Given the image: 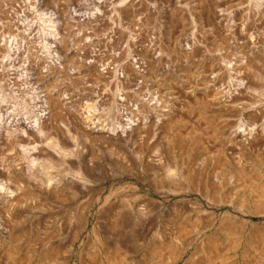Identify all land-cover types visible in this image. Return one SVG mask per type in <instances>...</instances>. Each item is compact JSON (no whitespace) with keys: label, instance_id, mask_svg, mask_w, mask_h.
Here are the masks:
<instances>
[{"label":"rangeland","instance_id":"374dc122","mask_svg":"<svg viewBox=\"0 0 264 264\" xmlns=\"http://www.w3.org/2000/svg\"><path fill=\"white\" fill-rule=\"evenodd\" d=\"M98 1L111 15L91 21ZM100 1L0 0V121L45 128L23 143L43 150L32 170L0 125V264H110L116 251L114 264H263L264 208L245 187L264 184V0H135L121 17L129 0ZM129 64L138 78L122 77ZM217 91L237 102L214 104ZM50 94L66 104L46 107Z\"/></svg>","mask_w":264,"mask_h":264},{"label":"bare ground","instance_id":"6f19581e","mask_svg":"<svg viewBox=\"0 0 264 264\" xmlns=\"http://www.w3.org/2000/svg\"><path fill=\"white\" fill-rule=\"evenodd\" d=\"M102 1V0H101ZM100 1V2H101ZM109 1V0H108ZM125 1V0H124ZM111 2V1H110ZM120 2V1H119ZM122 3H123V1H121ZM98 3H99V1H98ZM135 0H129L128 2H126V3H124L123 5H121V6H119V7H116L114 10H113V14H116V15H119L120 17L121 16H125V15H127L128 13H127V10H128V7L129 8H131V7H135ZM110 4V3H109ZM121 4V3H120ZM113 5V4H112ZM106 6V4L104 5V4H101V3H99L98 5H97V11L98 12H94L92 15H89L88 16V18H89V20H98V19H105L106 17H108L109 16V14L111 15V13H109V10L105 7ZM116 6V5H115ZM130 10V9H129ZM111 12V11H110ZM112 14V15H113ZM119 17V18H120ZM215 17V16H214ZM216 19V18H215ZM217 20V19H216ZM210 22V21H209ZM213 28V27H212ZM216 29V28H215ZM56 40V39H55ZM191 46V45H190ZM63 48V47H62ZM148 49V48H147ZM153 49V48H152ZM186 50H185V53H187V55L188 56H190L192 53H190V51H192L193 52V48H185ZM181 50H182V46H181ZM148 52V51H147ZM176 53V52H175ZM12 55V50L10 51V50H7V56H8V58L5 60V63L3 64V67H5V66H7L8 65V63L9 64H12V63H14L15 61L12 59L11 60V58H10V56ZM181 57V56H180ZM89 61V60H88ZM59 62V61H58ZM160 62V61H159ZM136 63V62H135ZM37 63H35V65H36ZM247 64V63H246ZM250 64V63H249ZM221 65V64H220ZM38 66H40V63H38ZM49 68H51L50 70V75L51 76H54V75H56L57 74V71H56V65H52L51 67H49ZM87 68L89 69V70H91V71H93L94 73H96L99 77H101L103 80H105L104 78H110L114 73L112 72V70H109V69H107V68H101V66L100 65H97L95 62H92V63H88L87 64ZM230 68H231V66H230ZM219 69H221V68H219ZM58 70V69H57ZM125 70H126V72L129 74V75H133L134 77H136V78H138L139 76H140V70L138 69V68H134V64H129L128 66H126V69H124L123 71H122V74H123V76L122 77H128L129 75L128 74H126L125 73ZM224 73H226V75H229L230 76V71H229V73L226 71V69H225V72ZM60 75V74H59ZM116 75V74H115ZM57 76V75H56ZM228 76V77H229ZM98 77V78H99ZM119 77V76H118ZM129 77H131V76H129ZM133 78V77H132ZM125 80H126V78H125ZM124 80V81H125ZM137 80H139V79H137ZM127 83V82H126ZM125 83V84H126ZM120 84V83H119ZM130 84H131V82H130ZM240 85V84H239ZM122 86V85H121ZM127 86H128V84H127ZM241 86V85H240ZM119 87V86H118ZM243 87H244V84H243ZM245 88V87H244ZM119 89V88H118ZM117 89V90H118ZM125 90V89H124ZM121 91H123V90H121ZM120 91V92H121ZM58 95V94H57ZM120 95V94H119ZM61 97V96H60ZM122 97V96H121ZM120 97V98H121ZM236 95H232V94H230L229 96H227V97H223L222 96V94H221V92L219 93L218 91L217 92H215L214 93V95H213V97H212V101L214 102V104H221V103H228L229 105H234L236 102H237V99H236ZM145 98V97H144ZM64 99V98H63ZM119 99V98H118ZM117 99H115V101H116ZM44 101H45V106L46 107H49V106H51V105H55V104H62V103H65L66 104V102H65V100H60V99H58V97H55V96H53V95H47V96H45V99H44ZM123 100H122V98L120 99V101H119V104H120V102H121V105L123 104L124 105V103L122 102ZM125 101V100H124ZM113 103H114V99H113ZM152 103V102H151ZM117 104H118V101L116 102V105H115V107L117 108ZM118 104V105H119ZM126 105V104H125ZM138 105V104H137ZM149 105V104H148ZM223 105V104H222ZM237 106V105H236ZM67 107V106H66ZM113 107H114V105H113ZM119 107V106H118ZM126 107V106H125ZM153 107V106H152ZM228 107V106H227ZM235 107V106H234ZM123 108V107H122ZM122 108H121V110H122ZM231 108V107H230ZM233 108V107H232ZM118 109V108H117ZM116 109V110H117ZM115 110V109H114ZM131 110V109H130ZM137 110V109H136ZM139 110V109H138ZM145 110V109H144ZM110 111V110H109ZM125 111V110H124ZM44 112H45V110H44ZM79 112H80V110H79ZM120 112V111H119ZM118 112V113H119ZM155 112V111H154ZM46 113H47V111H46ZM123 113V112H122ZM43 114V113H42ZM51 114V113H50ZM131 114H132V112H131ZM164 114V113H163ZM56 115V114H55ZM80 115V114H79ZM118 115V114H117ZM116 115V116H117ZM158 115H159V113H158ZM133 116H134V114H133ZM78 117H80V116H78ZM164 120L166 121V125H167V127L168 128H170L171 130H172V128L175 126V122H173V120H174V118L172 119L168 114H164ZM118 118V117H117ZM135 118V117H134ZM160 118V117H159ZM79 119V118H78ZM133 119V118H132ZM48 120V119H47ZM57 120V122H59L58 121V118L56 119ZM55 120V121H56ZM70 120V119H69ZM80 120V119H79ZM159 120V119H158ZM48 121H50V120H48ZM65 121H67V120H65ZM130 120H128V122H129ZM133 121H134V119H133ZM157 121V120H156ZM76 122V121H75ZM81 127H84V125L86 126V122H85V119L83 118V117H81ZM127 122V123H128ZM135 122H137L136 120H135ZM158 122V121H157ZM20 123H23L24 125H27V124H29V123H27V120L26 119H24V121H22V120H20L19 118H15L13 115H9L6 119H3V120H1L0 121V125L2 126V127H4L5 128V134H7V136H6V139H7V141L9 142V144L11 145V146H15V147H19L21 150H20V152L21 153H19L20 154V156L22 155L23 157H24V160L26 159V160H28V162L27 163H29V165L32 167V170H34L33 168L34 167H36V165H37V162H38V160H37V157L38 156H36V158L35 157H33V156H35L36 154L35 153H41L43 150L42 149H39L40 147H37V149H34V148H28V146L26 145H24L23 143H24V141H26V137H27V135H28V133H29V129L30 128H33V130L36 132H38V133H44V130H45V128H44V126H43V124L41 123V122H39V121H37V122H35V125H33V126H30V127H26L25 126V128L24 129H21V128H17V125H19ZM63 123H65V122H63ZM118 122H116L115 124H117ZM121 123V122H120ZM131 123V122H130ZM160 123V122H159ZM124 124H125V122H124ZM135 124V123H134ZM144 124V123H143ZM164 124V123H163ZM69 125V124H68ZM68 125H66L65 124V126H68ZM75 125V124H74ZM79 125V124H78ZM131 125H133V124H131ZM139 125V124H138ZM146 125V124H145ZM126 126V125H125ZM176 126H178V124H176ZM96 127V126H95ZM104 127V126H103ZM75 128H77V127H75ZM74 128V129H75ZM86 128V127H85ZM114 128V127H113ZM131 128V126L129 125V129ZM53 129V128H52ZM102 129V128H101ZM128 129V130H129ZM103 130V129H102ZM131 130V129H130ZM133 130V129H132ZM140 130V129H139ZM262 130L264 131V125H263V127H262ZM79 131V130H78ZM100 131V130H99ZM72 132V131H71ZM86 132V131H85ZM91 132L92 133H94V134H96V133H98V132H96L95 130H94V128L91 130ZM91 132H89V133H91ZM96 132V133H95ZM104 132V131H103ZM108 132V131H107ZM119 132H124V130L122 129V126L121 125H119V126H117L116 128H115V130H114V134L117 136V134L119 133ZM134 132V131H133ZM69 133V132H68ZM101 133V132H100ZM111 133V132H110ZM127 133V132H126ZM123 134V133H122ZM125 134V133H124ZM39 135V134H38ZM41 135V134H40ZM93 135V134H92ZM91 134H88L87 136L88 137H90V136H92ZM98 135V134H97ZM104 135V134H103ZM114 135V136H115ZM115 136V137H116ZM128 136V135H127ZM86 137V136H85ZM101 137V136H100ZM104 137V136H103ZM105 137H106V135H105ZM110 137H111V135H110ZM123 137V136H122ZM181 137V136H180ZM99 138V137H98ZM93 139V138H92ZM97 139V138H96ZM104 139V138H103ZM114 139V138H113ZM202 139V138H201ZM196 140H198L197 138H196ZM122 141V140H121ZM118 142V141H117ZM170 142V141H169ZM193 142V141H192ZM27 143V142H26ZM119 143V142H118ZM198 143V142H197ZM28 144V143H27ZM111 144V143H110ZM55 145V144H54ZM112 145V144H111ZM57 146V145H56ZM194 146V145H193ZM174 147V146H173ZM16 148V149H17ZM19 148H18V150H19ZM62 148V147H61ZM194 148V147H193ZM12 149V148H11ZM157 149V148H156ZM199 149V148H198ZM14 150H15V148H14ZM64 151V150H63ZM189 151V150H188ZM196 151V150H195ZM194 151V152H195ZM58 152V151H57ZM17 154V153H16ZM233 155V154H232ZM18 157H19V155H17ZM21 156V157H22ZM40 156V155H39ZM42 156V155H41ZM171 156V155H170ZM206 156V155H205ZM227 156V155H226ZM231 156V155H230ZM144 157V156H143ZM192 157V156H191ZM202 157L204 158V155H202ZM172 158V157H171ZM200 158H201V156H200ZM228 158V157H227ZM193 159V158H192ZM224 159V158H223ZM84 160H85V158H84ZM87 160V159H86ZM197 160H199V159H197ZM230 160V159H229ZM197 162V161H196ZM198 163V162H197ZM78 164H80V163H78ZM199 164V163H198ZM220 164V163H219ZM225 164V163H224ZM200 165H201V163H200ZM69 167V166H68ZM30 168V167H29ZM78 168V167H77ZM200 168V167H199ZM80 169V168H79ZM82 169V168H81ZM148 169V168H147ZM233 170H234V167L232 168ZM239 169H241V168H239ZM86 170V169H85ZM194 170V169H193ZM236 170H237V168H236ZM31 171V170H30ZM79 171V170H78ZM232 171V170H231ZM231 171H229V172H231ZM238 171V170H237ZM77 172V171H76ZM75 172V173H76ZM195 172V171H194ZM242 172H243V170H242ZM240 173V174H238L239 175V177H243L242 175H244V174H246V173ZM264 172V171H263ZM235 173V172H234ZM30 174V173H29ZM34 174H35V172H34ZM72 174V173H71ZM195 174V173H194ZM203 174V173H202ZM232 174V173H231ZM249 173H247V175H248ZM264 174V173H263ZM39 175V174H38ZM75 175V174H74ZM183 175V174H182ZM204 175V174H203ZM229 175V174H228ZM227 175V176H228ZM32 176V175H31ZM37 176V175H36ZM35 176V177H36ZM82 176V173L79 171V173L77 172V175H76V177H78L79 179H80V177ZM187 176V175H186ZM201 176V175H200ZM230 177H231V175H230ZM237 177V176H236ZM246 177V176H245ZM245 177H243L245 180L247 179V178H245ZM190 178V177H189ZM228 178V177H227ZM41 179V178H40ZM207 179V178H206ZM39 180V179H38ZM67 180V179H66ZM75 180V179H74ZM80 180H83V179H80ZM242 180V179H241ZM249 180H252V179H248V181ZM43 180H41V182H42ZM49 181V180H48ZM51 181V180H50ZM54 181V180H53ZM236 181V180H235ZM240 181V180H239ZM247 181V180H246ZM254 181V180H253ZM257 181V180H256ZM22 182V181H21ZM56 182V181H55ZM76 182V181H75ZM84 182H85V180H84ZM258 182V181H257ZM44 183V182H43ZM62 183V182H61ZM78 183V182H77ZM82 183V182H81ZM244 183V182H243ZM46 184V183H45ZM83 184V183H82ZM245 184V183H244ZM50 185H51V183H50ZM50 185H48L49 187H50ZM240 185V184H239ZM247 185V184H246ZM66 186V185H65ZM64 186V187H65ZM238 186V185H237ZM42 187V186H41ZM53 187H54V185H53ZM64 187H63V189H64ZM219 187H220V185H219ZM242 187V186H241ZM56 188V187H55ZM236 188V187H235ZM245 188H247V190L250 192V197H252L255 201H256V204L258 205V208H264V184H262V185H260V184H257V183H248V185H247V187H245ZM79 189V188H78ZM134 189V188H133ZM137 189V188H136ZM41 190V189H40ZM59 190V189H58ZM216 190V189H215ZM219 190V189H218ZM221 190V189H220ZM31 191V190H30ZM65 191V189L63 190V192ZM47 192V191H46ZM134 192V191H133ZM217 193V192H216ZM243 193V192H242ZM41 194L42 195H44V193H43V191L41 190ZM60 194V193H59ZM220 194V193H219ZM36 195V194H35ZM221 195V194H220ZM220 195H218V196H220ZM39 197H42L41 195L39 196ZM45 197V196H44ZM243 197V196H242ZM138 198V197H137ZM240 198V197H239ZM246 199V198H245ZM152 200V199H151ZM220 200V199H219ZM247 200V199H246ZM141 201V200H140ZM218 201V200H217ZM156 202V201H155ZM221 202V201H220ZM242 202H243V199H242ZM144 204H146L145 202H144ZM151 206H152V204H151ZM153 207V206H152ZM151 208V207H150ZM155 208V207H154ZM157 208V207H156ZM146 209V208H145ZM198 209H200V208H198ZM147 210H149V209H147ZM188 210V209H187ZM196 210V209H195ZM202 210V209H201ZM141 211V210H140ZM146 211V210H145ZM150 211V210H149ZM184 211V210H183ZM187 212V211H186ZM201 212V211H200ZM142 213V212H141ZM202 213V212H201ZM142 214H144V212L142 213ZM185 215V214H184ZM211 215V214H210ZM178 216H180V215H178ZM214 216H216V215H214ZM213 216V217H214ZM208 217V216H207ZM206 217V218H207ZM210 218V217H209ZM175 219V218H174ZM217 222H218V220H217ZM220 222V221H219ZM239 221H238V219L236 218V217H234L233 215H229V214H226L225 216H224V219H223V221H222V224L223 225H227L226 227H233V225L234 224H236V223H238ZM244 222V221H243ZM238 225V224H237ZM247 225V224H246ZM180 226V225H179ZM181 228H183L182 226H181ZM225 229V228H224ZM246 229V228H245ZM216 230V229H215ZM227 230V229H226ZM253 232V231H252ZM258 232H256V234H257ZM180 234V233H179ZM220 232H218V230H217V232H214L211 236H210V238L207 240L208 241V244L207 245H209L208 246V248L211 250L210 252H212L213 254H216L217 256L219 255V253H218V251H219V249H218V247H219V241H221V239H220ZM226 234L229 236V237H235V236H237V233L236 232H234V231H232V230H230V229H228L227 230V232H226ZM259 235V234H258ZM261 237V236H260ZM182 238H184V237H182ZM179 239H181V238H179ZM220 239V240H219ZM252 239V238H251ZM258 239H259V236H258ZM262 239V241L264 242V239H263V237H261L259 240H261ZM206 242V241H205ZM240 243V242H239ZM251 243V242H250ZM253 244H254V242H253ZM257 245V244H256ZM254 246V245H253ZM104 247V246H103ZM256 247V246H255ZM260 247V246H259ZM256 248H258V247H256ZM205 249V248H204ZM258 249H260V248H258ZM120 251V250H119ZM184 251V250H183ZM187 251V250H186ZM200 251H201V249H200ZM199 251V252H200ZM204 251V250H203ZM208 251V250H207ZM226 251V250H225ZM261 251V250H260ZM117 252V251H116ZM116 252H115V255H112L109 259V263L110 264H114V261H115V259H116V256L119 254L118 252V254H116ZM220 252V251H219ZM158 253V252H157ZM196 253H197V251H196ZM195 253V254H196ZM211 253V254H212ZM194 254V255H195ZM197 254H199V253H197ZM201 254H203V253H201ZM221 254V253H220ZM120 255V254H119ZM159 255H161V252H160V254ZM158 255V256H159ZM171 255H173L172 253H171ZM185 255V252H181L180 254H179V256H178V254H176L175 253V255H173L174 256V260L176 261V260H179V259H181V258H183V256ZM169 256V255H168ZM199 256V255H198ZM197 256V257H198ZM217 256H215V257H217ZM224 256V255H223ZM118 257V256H117ZM209 257V256H208ZM213 258V259H216V258ZM225 257V256H224ZM122 258V257H121ZM206 258H207V256H206ZM218 258L220 259V256H218ZM169 259V258H168ZM212 259V257L210 258V260L208 259V261L205 263V264H213V260H211ZM225 259V258H224ZM223 259V260H224ZM117 260V259H116ZM228 260V259H227ZM226 260V261H227ZM119 261H120V256H119ZM197 262V261H196ZM204 262V261H203ZM217 262V261H216ZM219 262H221V261H219ZM259 262V261H258ZM257 262V263H258ZM122 263V262H121ZM261 263H263L264 264V260H261ZM116 264V263H115ZM184 264H196L195 263V258L194 257H189L187 260H186V262L184 263ZM204 264V263H203ZM226 264V263H225Z\"/></svg>","mask_w":264,"mask_h":264}]
</instances>
